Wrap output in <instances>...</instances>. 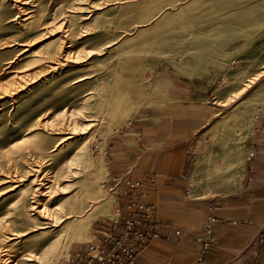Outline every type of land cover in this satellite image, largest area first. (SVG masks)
Returning <instances> with one entry per match:
<instances>
[{
  "label": "rangeland",
  "instance_id": "rangeland-1",
  "mask_svg": "<svg viewBox=\"0 0 264 264\" xmlns=\"http://www.w3.org/2000/svg\"><path fill=\"white\" fill-rule=\"evenodd\" d=\"M167 75L216 107L201 133L223 135L198 154L192 195L236 186L264 103V0H0V264H62L115 218L107 140L164 104ZM87 185L105 213L67 247L60 221Z\"/></svg>",
  "mask_w": 264,
  "mask_h": 264
},
{
  "label": "crops",
  "instance_id": "crops-1",
  "mask_svg": "<svg viewBox=\"0 0 264 264\" xmlns=\"http://www.w3.org/2000/svg\"><path fill=\"white\" fill-rule=\"evenodd\" d=\"M192 83L163 77L164 104L141 114L107 140L108 179L140 182L138 200L154 206L163 227L139 253L136 264H264V103L241 144L246 152L237 185L193 196L197 156L206 147L221 144L223 135L212 140L213 124L201 133L217 115L216 107L198 104ZM210 200L219 221L215 241L203 249L197 238ZM119 202L124 216L126 199L120 197ZM94 228L109 229V222L98 221ZM174 230L181 234L175 235ZM85 248L78 245L71 251Z\"/></svg>",
  "mask_w": 264,
  "mask_h": 264
},
{
  "label": "built area",
  "instance_id": "built-area-1",
  "mask_svg": "<svg viewBox=\"0 0 264 264\" xmlns=\"http://www.w3.org/2000/svg\"><path fill=\"white\" fill-rule=\"evenodd\" d=\"M253 153L249 155L251 157ZM138 181L112 179L106 186L114 199L112 206L117 218H109V229H97L88 240L84 250L71 251L62 264H136L137 256L147 246L151 238L158 237L163 227L156 219L154 206L140 202ZM191 191V188H190ZM126 199V212L122 215V204L119 198ZM219 221L215 214V203L207 204V215L201 236L197 241L207 249L215 241L214 227ZM177 236L180 231L174 230ZM203 258L200 253L199 260Z\"/></svg>",
  "mask_w": 264,
  "mask_h": 264
},
{
  "label": "bare ground",
  "instance_id": "bare-ground-1",
  "mask_svg": "<svg viewBox=\"0 0 264 264\" xmlns=\"http://www.w3.org/2000/svg\"><path fill=\"white\" fill-rule=\"evenodd\" d=\"M137 92V91H136ZM252 123V122H251ZM218 124V123H217ZM216 126V124H215ZM92 137H87L86 139L83 140V145H87L90 141H91ZM58 148H56L54 151H56ZM49 153H51L49 151ZM103 153V157L105 156V150L102 151ZM212 155H208L207 158L205 157L203 159L204 163H205V170L208 167V162L207 160L210 159ZM102 157V158H103ZM106 160V157L103 159V161ZM105 166V167H104ZM220 165L219 164H215V168H219ZM106 168V169H105ZM102 170L105 171V173H107V165H103L102 166ZM90 191H89V186L87 185L86 188L83 190L82 194L80 195L78 201L74 204L73 206V216L64 220H61V216L57 213L56 209L53 210V213L49 214V216L52 217V219H49V224L51 223H55V222H59L60 220V226H61V231L58 233V236L60 238V241L63 245L69 247V245L73 242L76 241H80L84 238V229H86L89 226V223L91 220L95 219L98 215H100V213H105V210H98L99 207H101L102 205H104L103 202L99 203L96 198H93L90 195ZM206 193L212 194L213 193V188L209 187V189L207 190ZM89 200V203H93L90 208L88 209V211L83 214V205ZM43 201V200H42ZM44 209L47 207V204L45 203L44 205ZM36 206L33 205L32 210H36ZM43 209V210H44ZM43 210L41 209L40 211L36 210L37 213H44L46 214V212H43ZM51 210V209H50ZM27 214H28V210H24ZM49 212V210H48ZM109 212H111V210L109 209ZM29 217H31V215H28ZM85 232V231H84ZM49 243V241L45 242L43 246L45 247L47 244ZM44 252H40L38 253V260L43 263V264H60V259L62 256V253L60 254L59 252H53L51 254H47L44 255ZM19 256V255H18ZM30 256V255H27ZM19 258V257H18ZM17 261L16 264H28L25 261H22L21 259H17L15 260Z\"/></svg>",
  "mask_w": 264,
  "mask_h": 264
}]
</instances>
